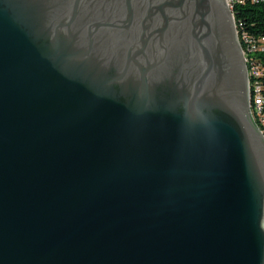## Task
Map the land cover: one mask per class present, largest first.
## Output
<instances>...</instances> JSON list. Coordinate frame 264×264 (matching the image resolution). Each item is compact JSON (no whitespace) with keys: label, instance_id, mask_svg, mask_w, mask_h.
Masks as SVG:
<instances>
[{"label":"water","instance_id":"1","mask_svg":"<svg viewBox=\"0 0 264 264\" xmlns=\"http://www.w3.org/2000/svg\"><path fill=\"white\" fill-rule=\"evenodd\" d=\"M227 0H0V264H264V138Z\"/></svg>","mask_w":264,"mask_h":264},{"label":"built area","instance_id":"2","mask_svg":"<svg viewBox=\"0 0 264 264\" xmlns=\"http://www.w3.org/2000/svg\"><path fill=\"white\" fill-rule=\"evenodd\" d=\"M255 4L264 5V0H227L248 78L249 113L264 138V35L254 33L236 16L237 9Z\"/></svg>","mask_w":264,"mask_h":264},{"label":"trees","instance_id":"3","mask_svg":"<svg viewBox=\"0 0 264 264\" xmlns=\"http://www.w3.org/2000/svg\"><path fill=\"white\" fill-rule=\"evenodd\" d=\"M236 16L246 21L247 25L258 35H264V5H249L236 10Z\"/></svg>","mask_w":264,"mask_h":264}]
</instances>
